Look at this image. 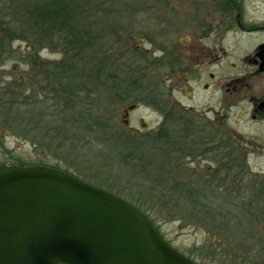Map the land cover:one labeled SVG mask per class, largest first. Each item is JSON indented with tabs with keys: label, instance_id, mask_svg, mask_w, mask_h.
<instances>
[{
	"label": "trees",
	"instance_id": "trees-1",
	"mask_svg": "<svg viewBox=\"0 0 264 264\" xmlns=\"http://www.w3.org/2000/svg\"><path fill=\"white\" fill-rule=\"evenodd\" d=\"M78 13L72 0H42L14 13L20 15L19 31L0 20V59L15 40L31 42L36 51L27 56L36 67L32 76L0 84V128L79 174L64 171L136 206L158 231V222H180L205 232L213 239L202 247L208 257L249 264L259 254L264 264V178L250 174L246 153L229 138L226 146L211 149L225 156V165L197 173L186 158L200 122L181 109L166 113L155 135L124 128L106 105L139 89L132 78H143L145 71L138 63L134 69L125 62L118 67L108 50L97 51L92 28ZM44 46L65 51L64 59L40 61ZM83 149L98 161V174L75 165L74 153Z\"/></svg>",
	"mask_w": 264,
	"mask_h": 264
},
{
	"label": "rangeland",
	"instance_id": "rangeland-1",
	"mask_svg": "<svg viewBox=\"0 0 264 264\" xmlns=\"http://www.w3.org/2000/svg\"><path fill=\"white\" fill-rule=\"evenodd\" d=\"M23 1L21 0L20 2ZM72 1L79 7V13L75 17L80 18L83 24L92 28L94 41L91 43L97 44V51L106 49L111 58L114 61L116 60L118 67L125 62V65L132 66L133 69L137 63L140 67L143 64L141 58L144 56L137 49L144 46L142 45L143 34H145L144 29H154L162 25L161 20L155 18L156 13H168L166 17L168 18L169 24H174L176 27L180 26L182 29H188V27H193L195 24L193 23V19L192 22L190 21L192 17H195L196 7L203 8L206 5L207 7L210 5L214 12L219 7L217 0H161L159 2L157 0ZM40 2L42 0H28L24 3L27 7L28 3H36L38 5ZM9 3H7L6 10H0V13L3 12V15L6 13L7 17L3 16L0 20L7 21L17 31L21 28L20 15H14L12 12L18 11V6L20 5L18 3ZM241 3L242 8L240 9L244 13L243 18L246 22H259L264 19V0H241ZM179 19H183V22ZM258 38L263 39L264 35ZM233 40L235 38L232 35L231 37L229 36L230 47L236 43ZM236 41L238 42L239 40ZM240 42V50H237L239 53H244V50L249 49L252 45V41L248 40L247 37ZM145 46L150 48V46ZM8 50L5 57L0 59V84L2 86H7V84L15 81L20 82L22 77L27 78L28 75L33 74V71L36 70V67L34 68L27 61L29 60L28 55H36V51H33L31 42L15 40ZM64 52L63 50H56L54 46H44L39 51V58L41 59L40 61H61L65 57ZM145 65H149L148 62ZM144 71V79L142 76L137 77L138 79H132L137 80L143 87L149 86L150 84H155L156 87V82L152 77L154 74L146 70ZM155 76L157 77L156 74ZM255 85L257 88L260 86L263 87V82L255 81ZM142 94L138 98L139 101H136L139 106L133 111L129 110L130 106L135 104L131 96L125 101H120L115 104L112 102V104L110 103L111 105L107 104L106 106L114 111L117 121L124 128L128 129V131H132L137 135H155L165 115L163 116L162 112L159 111L155 95H151L145 91ZM184 102L189 104L186 99ZM243 107L245 109L244 112L240 109H234L227 115L225 124L228 129L227 137L238 145L240 152L246 153L245 163L250 170V174L260 175L264 178V122H257L252 119L251 114H249L250 108L248 104L245 103ZM201 145L198 143V146H195V142L191 141L189 147L192 149V153L186 158V161L192 163V169L197 173L209 172L216 169V167L218 168L217 160H212L211 158L214 155L212 154L213 152L209 154L207 152L204 155V150L207 151L205 149L206 146L205 143ZM197 150L198 153L195 152ZM74 158L77 159L74 160L75 165L80 170L94 172L96 168L101 169L98 161L86 149L76 154L74 153ZM15 160L24 162L25 164L44 163L48 164L46 166H58L62 170H68L71 173L77 174V176L79 174L74 167L68 168L63 162H56L53 158L44 155L33 147L30 141L17 137L10 130L0 128V164L11 166L15 164ZM97 171L101 170H96L95 174H98L96 173ZM157 226L160 233L171 246L186 256H190L199 264H239V262L234 263V260L227 257L220 260L205 255L202 247L208 242L212 243L213 239H210L203 231H197L196 228L180 222H158ZM260 228L264 233V224ZM212 248L217 249V251L219 249L221 250V247L218 245H212ZM257 255L255 261H249V264H261L262 259L259 254Z\"/></svg>",
	"mask_w": 264,
	"mask_h": 264
},
{
	"label": "water",
	"instance_id": "water-1",
	"mask_svg": "<svg viewBox=\"0 0 264 264\" xmlns=\"http://www.w3.org/2000/svg\"><path fill=\"white\" fill-rule=\"evenodd\" d=\"M0 264H197L136 206L59 168L0 165Z\"/></svg>",
	"mask_w": 264,
	"mask_h": 264
},
{
	"label": "flooded vegetation",
	"instance_id": "flooded-vegetation-1",
	"mask_svg": "<svg viewBox=\"0 0 264 264\" xmlns=\"http://www.w3.org/2000/svg\"><path fill=\"white\" fill-rule=\"evenodd\" d=\"M20 1L0 0V10H6L9 2L18 3V9L22 10L28 0ZM217 3L219 7L215 12L210 5L196 7L195 17L190 21L193 19L195 24L188 29L169 24L168 13H156L155 18L161 20L162 25L144 29V46L137 49L144 56L141 58L142 70L154 74L156 87L155 84L146 87L141 84L135 91L132 88L130 96L135 104L129 108L133 111L139 106L136 101L145 91L155 95L163 116L172 110L189 111L200 122L195 127L200 133L197 134L199 138L193 140L195 146L205 143L208 153L212 146L228 144L225 124L232 110L244 112L246 103L252 119L264 122V38H258L264 35V19L246 22L240 9L241 0H217ZM2 13L0 18L7 17ZM231 35L236 43L230 47ZM245 37L252 45L239 53L240 41ZM145 61L149 65L146 66ZM255 81L263 82V87L257 88ZM185 99L189 104L184 102ZM172 106L174 109L170 108ZM211 158L217 160L219 167L225 165V156L215 154Z\"/></svg>",
	"mask_w": 264,
	"mask_h": 264
}]
</instances>
